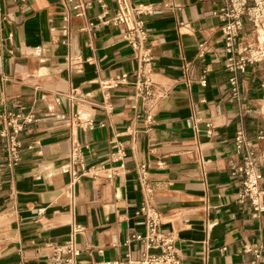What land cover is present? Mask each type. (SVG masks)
<instances>
[{"label":"crops","instance_id":"0c3cea01","mask_svg":"<svg viewBox=\"0 0 264 264\" xmlns=\"http://www.w3.org/2000/svg\"><path fill=\"white\" fill-rule=\"evenodd\" d=\"M86 1L85 14L76 16L68 0H0V128L7 111L33 115L18 134L19 163L0 187V264H53L51 244L65 242L73 223L84 230L71 264L136 258L140 242L126 241L143 231L135 214L143 197L140 164L181 264H264V213L251 216L229 174L242 129L255 145L264 186V139L256 138L264 129V61L237 73L234 98L222 23L213 15L219 0H171L168 9L160 0H132L158 7L145 17L150 95L136 97L138 64L124 28L100 23L97 0ZM105 2L108 19L115 4ZM123 73L129 77L121 84L102 87ZM115 142L124 146V166L107 178L105 170L121 163L110 160ZM75 143L98 175L79 178L71 206L61 167Z\"/></svg>","mask_w":264,"mask_h":264},{"label":"built area","instance_id":"2783aa9c","mask_svg":"<svg viewBox=\"0 0 264 264\" xmlns=\"http://www.w3.org/2000/svg\"><path fill=\"white\" fill-rule=\"evenodd\" d=\"M115 4L114 14L104 19L108 10L105 0H97L102 12L98 15L100 23H111L114 26H122L123 40L132 50L137 61L138 68L135 72V96L145 98L150 95L149 86L152 56L150 48L146 45L147 32L145 17L155 14L158 7L153 3L136 2L132 0H111ZM76 16H83L90 6L86 0H68ZM164 8L173 7L171 0H160ZM222 23L221 32L223 48L226 53L225 68L231 73L229 78L231 95L239 96L238 72H244L251 64L264 61V0H219L217 8L213 11ZM62 32L67 35L69 17L67 11L62 13ZM248 24L247 34H241L244 25ZM89 27H97L96 23L89 22ZM199 56H203V44H199ZM70 62V61H68ZM129 77L123 73L102 81L103 88H112ZM142 79V80H141ZM201 85L205 86V78L202 75ZM74 99L73 96H71ZM33 120L32 114L23 115L22 112L7 111L1 117L0 140L3 152V161L0 162V187L6 173L12 171L19 163L21 141L18 134L24 124ZM199 120V118L197 119ZM257 139H264V129L259 130ZM235 155L237 160L229 161V174L240 183L238 198L240 202H248L251 208V216L258 217L264 213V186L261 185L262 174L258 167V155L255 145L249 140L244 131L239 129L234 135ZM114 152L110 153V160L121 161L119 166L105 170L107 178L117 174L118 168H123L122 162L125 156L124 146L119 142L113 145ZM102 169V168H101ZM62 171L69 174V181L64 188V196L71 206L75 203V185L81 176L95 177L98 169L95 166H87L80 155V146L73 144L68 153L67 163ZM138 184L143 192L142 200L135 214L141 217L142 232H131L126 242L135 240L141 247L136 258L127 255L125 262L111 260L100 261L97 264H181L180 251L176 245L173 233L161 227L160 212L151 204L152 188L147 181V169L144 164L138 166ZM84 230L80 223H73L68 239L60 244H51V262L53 264H71L79 256L80 249L76 242V236ZM249 250V249H248ZM102 252L101 249L98 250ZM255 257H259V251H253Z\"/></svg>","mask_w":264,"mask_h":264},{"label":"bare ground","instance_id":"6f19581e","mask_svg":"<svg viewBox=\"0 0 264 264\" xmlns=\"http://www.w3.org/2000/svg\"><path fill=\"white\" fill-rule=\"evenodd\" d=\"M65 165H66V164H65ZM65 165H63L61 168H64ZM61 172L65 173V174H68V173L66 172V170H64V171L61 170Z\"/></svg>","mask_w":264,"mask_h":264}]
</instances>
